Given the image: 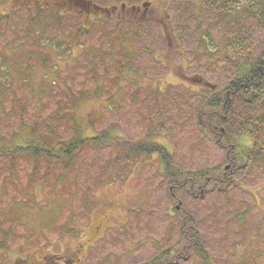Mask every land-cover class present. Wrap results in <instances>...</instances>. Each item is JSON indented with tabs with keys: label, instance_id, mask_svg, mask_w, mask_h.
Here are the masks:
<instances>
[{
	"label": "rangeland",
	"instance_id": "374dc122",
	"mask_svg": "<svg viewBox=\"0 0 264 264\" xmlns=\"http://www.w3.org/2000/svg\"><path fill=\"white\" fill-rule=\"evenodd\" d=\"M91 1L110 11L87 22L0 0V143L27 144L32 135L57 147L77 132L104 130L119 137L69 164L0 152V264L28 255L58 262L79 247L77 264H264V136L231 128L219 139L224 122H213L215 134L199 125L209 120L212 92L264 54L262 23L212 1ZM165 14L171 32L160 23ZM36 15L38 28L30 24ZM234 38L243 39V54ZM121 139L158 142L170 152L169 171L191 177L224 166L229 177L206 187L177 173V182L161 155L129 154ZM231 150L238 156L227 160Z\"/></svg>",
	"mask_w": 264,
	"mask_h": 264
},
{
	"label": "trees",
	"instance_id": "16d2710c",
	"mask_svg": "<svg viewBox=\"0 0 264 264\" xmlns=\"http://www.w3.org/2000/svg\"><path fill=\"white\" fill-rule=\"evenodd\" d=\"M216 2L220 6H223L225 12L232 14L236 12L238 9L243 7L242 16L251 14L254 15L263 25L264 27V0H203V2ZM30 24L32 26H36L35 28L41 27L42 20L38 18V16H33L30 19ZM45 31V30H44ZM43 31V32H44ZM233 45H235V50L238 54H243L244 51V41L243 39L234 38L232 41ZM238 64V63H237ZM237 73L236 76L227 83L221 90H213L212 95L209 97L207 102H205L204 106L208 109V121L203 119L200 121L199 125L201 127H206L209 133H216L215 127L213 128V122L217 123V120L224 122L227 127H225V131L219 133V139L228 138V131H231V128L236 129L238 135L250 134L251 136L260 137L264 136V54L259 57L253 59L248 63H241L237 65ZM239 104L241 107H249V110L252 109L250 114L256 113L257 115H243L237 117L235 106ZM224 112L227 116L225 119H219L221 112ZM219 112V114H218ZM203 114H206L203 111ZM237 122V123H236ZM214 123V124H215ZM231 123V124H230ZM236 123V124H235ZM217 125V124H215ZM221 126V124H218ZM228 129V130H227ZM31 138L27 142V144H17L15 139L9 141H1L0 143V152L5 153H13L15 151L27 153L33 160L36 161L39 166V161L42 158H46V160L51 161L56 158H62L68 160V164L73 161V158L76 154L81 152L82 150L88 147H102L109 142V139H119L112 135L110 130H104L100 135L96 136H83L81 133H76L70 140L66 142H60L57 147H49V142L45 140H40L34 138L30 135ZM122 140V139H121ZM124 143H120L121 146L125 147L127 144H131L128 151L129 154H150L152 152L161 155L163 170L168 176V178H172L177 174V177H184L186 180L190 179L194 182V177L197 180L203 181L204 186L209 187L217 182L221 183L223 180H226L227 172L225 171V167L222 166L223 173H218L217 170L213 169L211 173H206L202 171L200 175H196L198 172L194 173L191 177L187 172H177L169 171L168 167H171L170 163V152L165 147H160L158 142L156 141H147L139 143H127L126 140H122ZM121 141V142H122ZM254 150V149H252ZM251 150V151H252ZM243 149L237 148V152L240 153ZM249 152V151H248ZM240 153L241 156L246 155L247 153ZM238 154V153H236ZM19 155V154H17ZM233 156L236 158L238 155L232 153V150L227 154V160L229 157ZM200 172V171H199ZM214 173H218L217 175H213ZM215 176V177H214ZM177 177L175 180L177 181ZM189 177V178H188ZM178 182V181H177ZM195 183V182H194ZM175 185H173V188ZM177 209V206L175 207ZM179 210V209H177ZM194 224L193 220L190 222V228L187 229V234L192 230V225ZM192 236L200 237L196 231L192 233ZM190 238V237H189ZM192 239V238H190ZM199 243V245H195V251L202 252L204 251L201 240L194 239L192 243ZM185 249V247H183ZM173 250V249H172ZM168 254L170 250L167 251ZM164 255H167L164 253ZM170 255V254H169ZM161 256V255H160ZM160 256H158L155 260L157 261ZM168 257V256H167ZM209 255L204 254L203 259L206 261ZM203 260V261H204ZM162 262V261H159ZM151 262H146L144 264H151Z\"/></svg>",
	"mask_w": 264,
	"mask_h": 264
},
{
	"label": "flooded vegetation",
	"instance_id": "af4514ba",
	"mask_svg": "<svg viewBox=\"0 0 264 264\" xmlns=\"http://www.w3.org/2000/svg\"><path fill=\"white\" fill-rule=\"evenodd\" d=\"M22 2H24L25 5H28V4L30 6L37 5L39 6L40 9L51 8V7L57 8L61 14H65V15L67 14L75 15V16L83 15L85 18V21L87 22H90V19L93 15L97 16L98 18L105 17V15L98 14L99 11H105V12L110 11L106 7L96 5L95 2L91 0H31V1L22 0ZM148 4H149V1H145L144 5L146 6ZM114 10H115V7L113 8V11ZM151 11H155V10H151ZM167 17L169 16L165 14V16L161 18L160 23L166 29L167 32H171V29H169V25H170L169 19H167ZM191 77H188V78L196 79L202 83L203 90H212L209 87V85L211 84H209L207 81L205 82L201 79L194 78V77L191 78ZM211 86L213 87L214 90L216 89L215 85H211ZM179 207L180 206L177 205V209H179ZM196 232L199 233V231H196ZM80 246H82V244H80ZM80 251H81V248L79 247L73 254H69L70 257H68L67 255L65 257L64 255L63 256L56 255L58 259H63L62 261L58 260V262L55 261L56 259L48 258L47 257L48 255H45L43 259L39 261L30 255H28L27 257L21 258L19 261L21 262V264H77V261H79Z\"/></svg>",
	"mask_w": 264,
	"mask_h": 264
}]
</instances>
